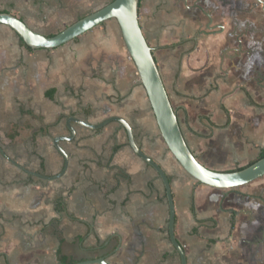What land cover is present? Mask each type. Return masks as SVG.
Returning <instances> with one entry per match:
<instances>
[{"label": "crops", "instance_id": "0c3cea01", "mask_svg": "<svg viewBox=\"0 0 264 264\" xmlns=\"http://www.w3.org/2000/svg\"><path fill=\"white\" fill-rule=\"evenodd\" d=\"M101 1L0 0V12L53 36L111 2ZM139 21L199 161L232 171L256 160L264 150V0H141ZM70 116L130 123L171 180L187 264H264V176L220 189L184 170L160 135L116 19L54 49L29 50L0 25V147L31 171L57 175L64 157L53 137L70 135ZM25 122L38 133L13 144L11 125ZM72 125L75 138L61 142L69 164L59 180L32 177L0 152V264H61L59 255L75 263L181 264L164 184L126 130L118 122Z\"/></svg>", "mask_w": 264, "mask_h": 264}, {"label": "water", "instance_id": "95a60500", "mask_svg": "<svg viewBox=\"0 0 264 264\" xmlns=\"http://www.w3.org/2000/svg\"><path fill=\"white\" fill-rule=\"evenodd\" d=\"M141 0H113L107 5L97 9L88 15L77 20L62 31L53 36H46L31 29L21 18L11 12H0V25H6L13 29L27 45L33 49H54L74 41L79 36L90 31L94 27L102 24L109 19H116L120 30L132 57L137 72L144 86L156 123L160 130L168 150L174 158L193 178L203 184L220 189H232L252 183L264 176V157L246 166L245 168L232 171H218L211 169L201 163L190 149L182 128L179 118L174 109L164 81L155 60L152 47L149 45L140 25L139 9ZM111 122H118L126 130L128 142L132 150L145 163L151 166L160 179L162 180L169 206L168 233L170 240L181 257V264H187V256L184 248L179 243L175 235V202L172 193L171 180L163 167L150 157L137 144L134 131L130 123L122 117L111 116L106 120L94 124L87 120L70 116L67 121V127L70 131L69 136L53 137V144L64 157V166L60 173L54 176H48L41 172L31 171L15 160L11 159L0 147V152L6 159L17 165L20 169L32 177H37L46 181L59 180L67 171L69 164V155L61 146L62 141H72L76 136V130L72 123H79L90 129H101ZM75 264H110L106 257L84 260Z\"/></svg>", "mask_w": 264, "mask_h": 264}, {"label": "trees", "instance_id": "16d2710c", "mask_svg": "<svg viewBox=\"0 0 264 264\" xmlns=\"http://www.w3.org/2000/svg\"><path fill=\"white\" fill-rule=\"evenodd\" d=\"M20 43L22 46L26 47L27 49L32 50V48L29 45H27L22 38H20ZM82 111L87 116L92 113V110L89 108H84ZM61 118L62 116L58 117V121H56L55 123H58ZM47 128H48L47 126H44L41 128L39 132L46 134L48 132ZM37 133L38 132L34 130V127L32 126L31 123L25 122L22 125L12 124L8 131L7 137L10 140V142H12L13 144H22L26 142L28 139L34 137ZM262 157H264V150L261 151L260 156L256 160L252 161L248 165L254 163L255 161L259 160ZM246 166L237 167L234 170L242 169V168H245ZM116 248L117 246L112 250V252L116 250ZM59 259H60L61 264H75V261L67 260V258L63 255H59Z\"/></svg>", "mask_w": 264, "mask_h": 264}, {"label": "rangeland", "instance_id": "374dc122", "mask_svg": "<svg viewBox=\"0 0 264 264\" xmlns=\"http://www.w3.org/2000/svg\"><path fill=\"white\" fill-rule=\"evenodd\" d=\"M110 1H112V0H105V3H108V2H110ZM104 2H102L101 1V6L103 5V4H105ZM92 8L90 9V10H86V11H84V13H82V15H80V16H84V15H86L87 13H89V12H92ZM53 32L55 31V30H52Z\"/></svg>", "mask_w": 264, "mask_h": 264}]
</instances>
